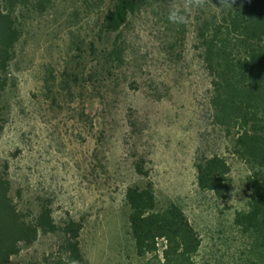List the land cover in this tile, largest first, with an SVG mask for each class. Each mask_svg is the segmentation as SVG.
Masks as SVG:
<instances>
[{
	"label": "rangeland",
	"instance_id": "rangeland-1",
	"mask_svg": "<svg viewBox=\"0 0 264 264\" xmlns=\"http://www.w3.org/2000/svg\"><path fill=\"white\" fill-rule=\"evenodd\" d=\"M186 2L177 0L181 6ZM206 2L191 0L182 23L184 56L170 63L161 48L178 34L170 33L167 15L154 1L153 11L129 34V68L116 74V82L103 57L114 36L100 37L107 4L52 0L45 9L17 14L22 35L3 99L0 174L10 179L20 212L37 215L49 200L58 225L69 218L82 223L85 264L146 260L136 254L125 197L129 188L148 182L158 210L177 204L196 229L198 264H264L254 236L235 223L247 200L250 167L206 115L210 83L194 35ZM214 155L231 167L227 200L197 185L198 160ZM137 164L147 176L137 172ZM61 242L59 234L40 235L33 245H22L9 264H53Z\"/></svg>",
	"mask_w": 264,
	"mask_h": 264
},
{
	"label": "trees",
	"instance_id": "trees-1",
	"mask_svg": "<svg viewBox=\"0 0 264 264\" xmlns=\"http://www.w3.org/2000/svg\"><path fill=\"white\" fill-rule=\"evenodd\" d=\"M51 1L0 0V140L9 68L22 35L17 14L29 7L45 9ZM83 1L109 6L102 14L100 37L114 36L103 57L108 77L116 82V74L122 76L129 68L131 30L142 16L153 11L154 1L159 12L168 15L169 0ZM170 24L168 30L178 36L166 41L161 49L168 53L170 63H178L184 56L186 31L182 24ZM194 35L195 49L210 83L207 119L212 128L232 140L235 156L251 171L246 182L247 200L236 212L235 223L254 236L264 251V0H208L202 15L196 17ZM136 170L148 175L141 164ZM196 170L200 191L218 200L228 199L231 167L224 157H201ZM125 199L136 254L146 259L142 264H198L201 240L181 206L171 204L158 210L151 182L129 188ZM82 229V223L73 218L58 225L49 200L42 201L37 215L20 212L11 196L10 179L0 174V264H9L21 253L22 245L31 246L40 235L49 234L62 237L53 264H85L80 245Z\"/></svg>",
	"mask_w": 264,
	"mask_h": 264
},
{
	"label": "clouds",
	"instance_id": "clouds-1",
	"mask_svg": "<svg viewBox=\"0 0 264 264\" xmlns=\"http://www.w3.org/2000/svg\"><path fill=\"white\" fill-rule=\"evenodd\" d=\"M191 6V0H187L186 4L181 6L177 0H170L167 19L172 24H182L186 21L188 8Z\"/></svg>",
	"mask_w": 264,
	"mask_h": 264
}]
</instances>
